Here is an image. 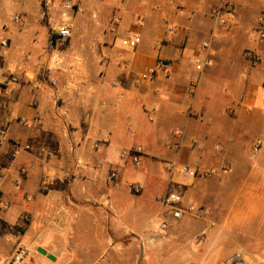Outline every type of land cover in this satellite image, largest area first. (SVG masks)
<instances>
[{"label": "crops", "instance_id": "1", "mask_svg": "<svg viewBox=\"0 0 264 264\" xmlns=\"http://www.w3.org/2000/svg\"><path fill=\"white\" fill-rule=\"evenodd\" d=\"M226 1L234 10L223 25L212 11ZM263 10L264 0H0V129L8 139L0 145V264L19 248L29 251L25 264H97L94 255L104 258L116 235L157 228L168 193L193 201L207 194L204 178L223 176L221 164L237 165L235 174L241 163L263 165L264 147L250 157L252 141L264 139V42L255 32ZM63 22L72 32L64 45L56 33ZM133 35L141 39L134 49L125 45ZM248 48L258 64L246 59ZM159 59L165 67L152 80L138 79ZM129 150L142 153L140 167L124 162ZM169 163L215 174L186 178L168 173ZM259 168L252 179L264 175ZM134 183L144 187L139 195ZM234 195V207L256 203L264 212L260 183ZM241 219L220 227L211 256L206 227L200 248L191 243L199 261L185 264H220L232 240L224 228ZM256 234L264 238L261 228ZM170 238L174 256L188 261L180 237Z\"/></svg>", "mask_w": 264, "mask_h": 264}, {"label": "rangeland", "instance_id": "2", "mask_svg": "<svg viewBox=\"0 0 264 264\" xmlns=\"http://www.w3.org/2000/svg\"><path fill=\"white\" fill-rule=\"evenodd\" d=\"M263 140L262 137H258V139L255 138L252 141L250 157H256L259 154L262 147H264ZM258 143L260 144L258 145ZM256 147L259 149V151H256L257 153L254 150ZM242 160H247V158H242ZM224 164L231 167L228 173H223L222 177L203 179L205 182L203 186H205L207 194L199 190V192L197 191V195L194 194L195 197L194 199L192 198L193 201L184 198L186 204L192 203L199 208L197 213L192 216H186L180 221H189V224L179 227L177 223L172 222L170 210L165 207L159 212V217L156 220L158 225L157 228L148 227L147 229H138L136 231L139 232H134L132 236H129V234L116 235L117 243H113L110 248L106 245L104 250H107V252L104 258L98 259L99 255L95 254L93 260L98 262L97 264H164L160 262L163 256L168 257L169 261L171 260V264L198 262V257L201 256V254L193 250L192 241L197 245L196 247L200 248L201 244L198 242L201 240V237H203V232L206 227L213 226L210 229V231H213L210 236L211 240L214 242L208 246L202 245L205 252L207 254L210 252L209 256H211V249L215 248L217 246L216 241L222 238L220 227H224V223H226L228 218L231 219L239 216V218L242 217V219L237 222L238 224H234V228L229 227L230 230L224 228L228 234H231L232 240L226 244L223 252L224 254L227 253V256H225L224 259V255L221 257L223 260L220 264H235L233 262V255L239 252H242L244 255L259 254L260 258H254L253 260L247 257V260L249 264H264V238L256 234L261 228L263 233L262 237H264V228H262L264 227V212L260 211V208H255L256 203H251L249 209L246 205H242L240 208L234 207L232 203V200L236 198L234 194H239L243 188H248L253 185L258 186L259 183L264 186V175L259 179H252L250 176L253 168L257 169L260 167L259 169H264V164L255 165L241 163L240 167H238V173L236 174L237 165L227 162ZM220 166H222V164ZM234 208H239V210L235 212ZM247 210L249 211L247 212ZM253 212L256 213V216L252 219H246L247 215H251ZM257 214H260V217ZM162 222L168 224V230L166 232H162L159 229V225ZM173 235L180 237L182 241L181 247L184 248L182 251L183 255L186 253H188V255L192 254L191 257L187 259L188 261L184 260V258L181 259V255L174 256L172 241H166V239H171L170 236ZM161 238L165 239V244L163 246L159 245L157 241ZM142 250L145 254L144 256L148 257L143 261L141 256ZM46 261L48 263V260Z\"/></svg>", "mask_w": 264, "mask_h": 264}, {"label": "built area", "instance_id": "3", "mask_svg": "<svg viewBox=\"0 0 264 264\" xmlns=\"http://www.w3.org/2000/svg\"><path fill=\"white\" fill-rule=\"evenodd\" d=\"M141 2L145 0H140ZM64 9L66 11H70L73 9V5L70 2H65L64 3ZM234 10V3L231 1H226L223 4L215 7L212 11V16L216 19V21L220 24L225 25L227 23V16L231 15ZM14 19L18 20L19 17L15 16ZM143 24V21L141 22ZM255 32H256V39L258 42H264V10L263 12L259 15L257 18V24L255 27ZM59 39L62 42V45L71 37L72 32H71V27L68 25L67 22H63L58 30L56 31ZM141 39L138 35H133L132 37H128V39L125 41V45L128 46L129 48H136ZM3 46H6V43H3ZM209 47L208 43H205L202 45L203 50H207ZM244 55L247 60H249L253 64H258L261 61V57L258 54V52L255 49L248 48L245 50ZM197 63V69L202 70L206 61L205 59H198L196 61ZM165 67V61L162 59H159L157 61V65L154 70L148 72V73H143L140 75H137L138 79L141 80H152L158 71V69ZM10 82L17 83L18 79L17 77L13 76L10 79ZM54 84V83H53ZM197 84V80L193 81V85ZM264 86V83H263ZM192 89H194V86H192ZM21 123H24L23 121ZM8 139L6 137V131L4 129H0V145L4 144L7 142ZM259 145V143H258ZM17 151H29L31 150V147L26 145V146H21L20 144L15 145ZM194 146L200 147L198 143H194ZM216 150L221 151V148L219 146L216 147ZM258 150V147H256V151ZM40 152L45 155L48 159L52 158L54 156V153L50 150L47 149H41ZM142 158L143 155L140 152V150H129L123 153V160L124 162H130L131 165L134 167H140L142 164ZM178 170V172L183 175L186 178H197V177H203L206 175L210 174H215V171L211 170H206L205 167L199 166L195 168H191L187 165H180L177 167V165L173 163H169L167 165V171L168 173H174L175 170ZM231 167L229 165L223 164L219 170L221 173H228L230 171ZM112 178L116 177V174L113 173L111 175ZM130 192L139 195L144 187L142 184L134 183L130 186ZM160 203L167 207L170 210V216L171 219L175 221H180L182 220L186 215H193L198 212L199 208L196 207L193 204H185L184 198L182 197L181 194L176 193V192H170L164 197L160 199ZM25 220H29L28 217H25ZM159 229L162 232H166L168 230V224L166 222H162L159 225ZM29 257V251L24 248H19L17 251L14 253L11 262L9 264H25V260ZM233 262L235 264H246V260L244 258V254L242 252L236 253L233 257Z\"/></svg>", "mask_w": 264, "mask_h": 264}, {"label": "bare ground", "instance_id": "4", "mask_svg": "<svg viewBox=\"0 0 264 264\" xmlns=\"http://www.w3.org/2000/svg\"><path fill=\"white\" fill-rule=\"evenodd\" d=\"M240 264V263H239Z\"/></svg>", "mask_w": 264, "mask_h": 264}]
</instances>
